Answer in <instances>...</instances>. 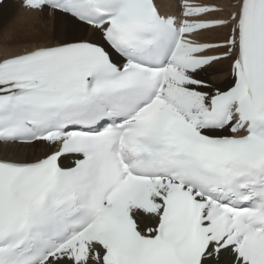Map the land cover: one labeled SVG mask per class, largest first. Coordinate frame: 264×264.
Wrapping results in <instances>:
<instances>
[{"label":"snow or ice","instance_id":"1","mask_svg":"<svg viewBox=\"0 0 264 264\" xmlns=\"http://www.w3.org/2000/svg\"><path fill=\"white\" fill-rule=\"evenodd\" d=\"M20 6L0 264H264V0Z\"/></svg>","mask_w":264,"mask_h":264},{"label":"rangeland","instance_id":"2","mask_svg":"<svg viewBox=\"0 0 264 264\" xmlns=\"http://www.w3.org/2000/svg\"><path fill=\"white\" fill-rule=\"evenodd\" d=\"M14 3L17 6V9H16L17 13L15 12L16 14H14L12 16V18H10V20L4 26L1 27V29H0V35H1L0 43H3L5 38L8 37L10 34L11 35H17V34L21 33L26 28V26L28 25L26 23L30 22L29 19H28V13L26 12V10L24 8L20 7V0H14ZM16 17H17V19H16ZM14 19L17 21L15 23V25H14V22H13ZM23 24H26V25H23ZM2 35H3V37H2ZM223 65H226V66H223ZM221 66H223V67H221ZM219 67H220V70L215 72V73H213L210 76V78H212L211 80L213 81V83H218V81L216 79H213V77H214L213 75H216L215 77H217V75L219 73H224V71L226 72V70H227V76H228V69H227L228 68V62L225 61Z\"/></svg>","mask_w":264,"mask_h":264},{"label":"bare ground","instance_id":"3","mask_svg":"<svg viewBox=\"0 0 264 264\" xmlns=\"http://www.w3.org/2000/svg\"><path fill=\"white\" fill-rule=\"evenodd\" d=\"M167 2V0H166ZM16 9H17V6L16 4L14 3V0H5L3 1L2 4H0V29L2 26H4L9 20L10 18H12V16L14 14H16ZM16 12V13H15ZM17 19V17H16ZM14 22V25L15 23L17 22L15 19L13 20ZM30 23V22H29ZM29 23H26V24H29ZM26 24H23V25H26ZM5 29V28H4ZM9 34V33H8ZM1 37V35H0ZM3 37V35H2ZM1 40V39H0ZM226 64V63H225ZM223 66H226V65H223ZM221 66V67H223ZM223 69V68H222ZM228 69V68H227ZM214 76V77H213ZM213 79H216L218 82H223V81H226L228 76H227V70L226 72L224 71V73H219L217 75V77H215L216 75H213ZM210 78V77H209ZM212 79V78H210Z\"/></svg>","mask_w":264,"mask_h":264}]
</instances>
